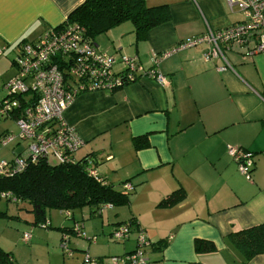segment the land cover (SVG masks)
I'll use <instances>...</instances> for the list:
<instances>
[{
    "label": "crops",
    "instance_id": "obj_1",
    "mask_svg": "<svg viewBox=\"0 0 264 264\" xmlns=\"http://www.w3.org/2000/svg\"><path fill=\"white\" fill-rule=\"evenodd\" d=\"M84 1L0 0L1 57L61 24ZM145 1L167 5L170 21L152 29L143 42L135 43L132 25L123 23L94 43L114 58H137L146 70L154 55L242 20L224 0ZM251 46L223 44L221 56L204 62L209 44H198L158 63L166 86L141 77L113 92L78 95L63 114L83 141L74 159L88 157L106 184L119 191L128 182L133 190L128 205L97 213L84 208L82 219L72 216V223L110 234L113 227L132 222L117 256L135 251L140 230L153 243L142 249L146 264H243L227 238L264 224V52L249 54ZM9 131L0 123V137ZM135 138H145L148 146L135 150ZM228 147L252 154L249 180L238 172ZM15 154V145L0 146V161ZM176 190L185 194L181 202L158 206ZM92 238L95 242L84 234L88 244L80 250L96 244ZM195 240L211 242L216 251L196 254ZM247 264H264V253Z\"/></svg>",
    "mask_w": 264,
    "mask_h": 264
},
{
    "label": "built area",
    "instance_id": "obj_2",
    "mask_svg": "<svg viewBox=\"0 0 264 264\" xmlns=\"http://www.w3.org/2000/svg\"><path fill=\"white\" fill-rule=\"evenodd\" d=\"M230 11L237 9L242 20L220 32H209L204 37L194 38L178 44L169 52L153 56L150 69H144L137 58L121 56L114 58L97 48L94 41L82 38L78 28L62 31L48 30L36 42L24 43L18 47L13 65L16 72L11 80L5 82L0 93V118L13 121L17 132H6L0 137V146L15 145L24 147L10 160L0 161V178H12L38 160L54 165L72 164L74 154L83 145L76 131L68 126L63 114L73 100L80 94L92 92H113L136 82L141 77L154 80L166 86V78L159 72L158 63L171 54L209 44L202 53V60L210 62L221 56V45L238 43L252 45L249 54L264 52V0H224ZM2 51L0 50V56ZM221 70V69H220ZM227 154L235 162L238 172L250 179L253 166L252 154L239 148L228 147ZM92 161L88 159V174L99 182ZM123 194L133 190L130 183L121 188ZM0 198L11 199L9 193H0ZM105 207H110L107 205ZM101 210V209H100ZM63 215L72 220L69 212ZM68 233L84 237L83 224L73 222ZM49 222L43 224L49 227ZM69 234L61 238V248L66 257H72L69 248ZM131 235V226L118 225L111 229V241L123 244ZM25 245L30 243V234L21 237ZM95 242V238L89 239ZM153 243L143 231H138L136 249L132 253L102 259L91 258L87 252L79 264H146L142 249Z\"/></svg>",
    "mask_w": 264,
    "mask_h": 264
},
{
    "label": "trees",
    "instance_id": "obj_3",
    "mask_svg": "<svg viewBox=\"0 0 264 264\" xmlns=\"http://www.w3.org/2000/svg\"><path fill=\"white\" fill-rule=\"evenodd\" d=\"M169 21L170 11L167 5L149 6L145 0H85L61 24L50 30L58 32L78 28L82 38L94 41L114 27L130 23L135 43H139L146 40L152 29ZM22 44L24 42H20L19 47ZM147 146L145 138L133 139L135 150ZM88 159H74L75 162L67 165H50L44 160H38L12 178H0V193H9L16 204H27L34 225L49 222L47 216L52 210L63 214L86 208L91 213H97L107 205H128V194H123L122 189L118 191L98 175L99 182L89 176ZM126 183L128 182L121 184V188ZM184 198V192L176 190L162 199L158 206L171 207ZM3 215L0 213V216ZM122 225L131 226L132 222ZM227 239L233 251L240 255L242 263L247 264L256 255L264 253V224L232 233ZM194 251L198 255L209 254L214 253L216 248L211 242L195 240ZM94 259L101 262L103 257ZM0 264H13L11 255L1 248Z\"/></svg>",
    "mask_w": 264,
    "mask_h": 264
},
{
    "label": "rangeland",
    "instance_id": "obj_4",
    "mask_svg": "<svg viewBox=\"0 0 264 264\" xmlns=\"http://www.w3.org/2000/svg\"><path fill=\"white\" fill-rule=\"evenodd\" d=\"M14 57L15 53L12 52V54L7 53L0 58V89L5 82L12 79L16 72L15 66L10 63ZM3 97L4 94L0 93V99ZM0 123L2 128L10 129L9 132H17V127L11 120L0 118ZM23 147L24 144L15 147L16 153ZM49 164L54 165L52 161H49ZM81 212V210H75L70 214L77 220H81ZM0 213L4 214L0 216V248L11 255L13 264H79L85 252L91 257L105 259L117 256L124 249L125 243L118 244L111 241L107 232H94L97 227L93 226L89 230L84 229L83 233L89 239L96 236L97 243L89 245L88 251L80 250L88 244V241L70 234L69 238L72 239L69 240V247L73 256L66 257L61 248L60 239L61 235L69 234L68 231L73 224L59 211H49L47 219L50 226L48 228H44L43 225H34L29 206L25 203L16 204L7 198H0ZM63 228L68 231H63ZM25 233L30 234L31 237L28 245H25L21 240Z\"/></svg>",
    "mask_w": 264,
    "mask_h": 264
}]
</instances>
